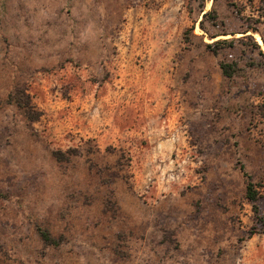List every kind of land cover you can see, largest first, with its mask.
Masks as SVG:
<instances>
[{
    "label": "rangeland",
    "instance_id": "1",
    "mask_svg": "<svg viewBox=\"0 0 264 264\" xmlns=\"http://www.w3.org/2000/svg\"><path fill=\"white\" fill-rule=\"evenodd\" d=\"M0 264H264V0H0Z\"/></svg>",
    "mask_w": 264,
    "mask_h": 264
},
{
    "label": "trees",
    "instance_id": "2",
    "mask_svg": "<svg viewBox=\"0 0 264 264\" xmlns=\"http://www.w3.org/2000/svg\"><path fill=\"white\" fill-rule=\"evenodd\" d=\"M213 1H215V0H213ZM219 43L224 46L226 44V41H219ZM219 68L221 70L222 75L227 79H231L233 77V74L235 73L232 66L226 65L224 63H220ZM33 120H35V119H33ZM242 171H243V169H242ZM244 175L247 179V185H246V191H245L246 199L250 204L253 205L254 212L256 215H258V209H257V205H256L257 201H258V192L255 191V184L253 183L251 177L248 176L246 173H244ZM41 238L45 244H52V242H53L48 233L42 232Z\"/></svg>",
    "mask_w": 264,
    "mask_h": 264
},
{
    "label": "built area",
    "instance_id": "3",
    "mask_svg": "<svg viewBox=\"0 0 264 264\" xmlns=\"http://www.w3.org/2000/svg\"><path fill=\"white\" fill-rule=\"evenodd\" d=\"M174 178L173 177H169V180H173Z\"/></svg>",
    "mask_w": 264,
    "mask_h": 264
}]
</instances>
